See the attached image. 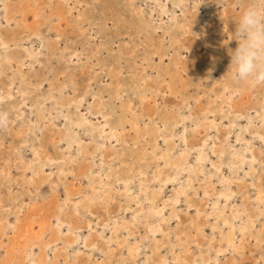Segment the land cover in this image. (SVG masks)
<instances>
[{"label":"rangeland","instance_id":"374dc122","mask_svg":"<svg viewBox=\"0 0 264 264\" xmlns=\"http://www.w3.org/2000/svg\"><path fill=\"white\" fill-rule=\"evenodd\" d=\"M249 3L0 0V43L9 46L0 59L19 61L0 66V89L11 93L0 105V264H264L255 240L264 237V207L254 200L264 192V83L228 72ZM26 50L39 59L31 67ZM21 66L25 82L11 83ZM40 109L53 120L29 125ZM99 110L119 141L108 140V126L96 138L65 130L66 118L82 116L100 128ZM217 167L231 180L229 202L218 196ZM88 196L79 213L75 204ZM223 207L228 219L246 209L236 226L254 222L245 235L234 230L236 249L221 241Z\"/></svg>","mask_w":264,"mask_h":264},{"label":"bare ground","instance_id":"6f19581e","mask_svg":"<svg viewBox=\"0 0 264 264\" xmlns=\"http://www.w3.org/2000/svg\"><path fill=\"white\" fill-rule=\"evenodd\" d=\"M19 3L21 4V2L19 1ZM16 10V9H15ZM28 11H26V13H27ZM163 13H164V11H163ZM31 34H33V33H31ZM30 34V35H31ZM1 37V36H0ZM6 43H8V41H6L5 39H3L2 38V41H1V43H0V45L2 46H0V48L2 49L3 48V50H5L6 48H9V46L6 44ZM13 44V46L14 45H17L16 43H12ZM0 49V50H1ZM6 51V50H5ZM3 53H4V51H3ZM14 53V52H13ZM39 53H41V52H39ZM11 56V55H10ZM10 56L8 57V58H6L5 60H2V59H0V66H1V62L2 61H5V66H9V67H12L11 65H12V62L14 61V59L13 60H11L10 59ZM12 58V57H11ZM25 58H29V59H31L30 60V67L33 65V63L34 62H38L39 61V59L34 55V53L33 52H31V51H29V50H26V53H25ZM16 60V59H15ZM16 62L18 63L19 61H17L16 60ZM16 63V64H17ZM23 69V66H21V68H20V72H19V74H17L16 73V76L15 77H12V78H10L11 80H10V82L12 83L15 79H19L20 80V82H25V79H24V74L22 73V70ZM17 77V78H16ZM37 84V83H36ZM23 93H25L26 95L27 94H30L31 92H27V91H25V92H23ZM5 94V95H4ZM7 95V96H6ZM28 96V95H27ZM9 97H11V93H10V91H9V89H6V90H2V89H0V105H1V102H3L5 99H8ZM25 99H27L26 97L24 98V100ZM60 104V103H59ZM63 105H64V103H63ZM16 108V106L14 105V104H12V106H11V108H9L10 110H12V112H13V110ZM86 109H87V111H88V114H89V116L90 115H92L93 116V113H92V111H90V106H87L86 107ZM40 111V112H39ZM36 114H35V117H36V119L34 120V121H31V120H29V122H30V124H29V122H28V124L29 125H36V124H38L40 121H43V122H51L52 120H53V116H52V114L51 113H49V112H47V111H45V110H43V109H40ZM99 112V114H100V116L102 117V119L104 120L103 122V124L101 125H99L100 126V128L99 127H97V128H95V127H93V126H91L93 123H92V121L91 120H89V118L88 117H86V116H82V117H79V118H76V119H73V120H68L67 118H66V120H65V122H66V128H65V130L66 131H71V129H73V128H80V129H82V132L84 133V135L85 136H90V137H99L100 135H102V134H105V132H106V128H105V126H108L109 127V129H110V131H109V133H108V140L110 141V140H112V139H114L115 141H119V139H118V137H117V134H116V128L114 127V126H112V124H110L107 120H106V118H107V116H106V114H102L103 112H101V110H99L98 111ZM20 115L21 114H18V116L20 117ZM44 124V123H43ZM46 124V123H45ZM53 125V124H52ZM87 125V126H86ZM48 126V125H47ZM90 126V127H89ZM40 129V128H39ZM96 129H99V131H97ZM23 132V131H22ZM26 133V132H25ZM75 131H73V134L70 132L69 134H67L68 135V137H70L71 139H66L67 140V143H69V146H71L73 143H76V142H78V140H76V138L74 137L75 136ZM183 137V136H182ZM182 141H185L184 140V138L182 139ZM61 142V141H60ZM44 149L45 148H43V151H44ZM33 150H35V149H33ZM200 150V149H199ZM45 151H46V149H45ZM35 152V151H34ZM36 152H38V151H36ZM201 152V151H200ZM40 153V152H39ZM170 153V152H169ZM182 153V152H181ZM48 154V153H47ZM36 155V154H35ZM182 155V154H181ZM37 156V155H36ZM40 156V155H39ZM44 156V155H43ZM47 156V155H46ZM50 156V155H49ZM55 156V155H54ZM186 157V156H185ZM185 157H183L182 159H180L178 162H174L173 163V167H175L176 169H179V168H181V166H183V164H184V162H185V160L187 159V158H185ZM37 158V157H36ZM40 158V157H39ZM47 158H48V156H47ZM205 159H207L206 158V156H204V155H200V156H198V160L199 161H203V160H205ZM237 159V158H236ZM35 160V159H34ZM51 160H53L52 159V156H51ZM243 160V159H242ZM242 160L240 161V162H242ZM247 160V159H246ZM251 160H252V158H251ZM253 160H254V158H253ZM252 160V161H253ZM245 161V160H244ZM250 161V160H249ZM255 161V160H254ZM34 162V161H33ZM166 162V161H165ZM171 162V161H170ZM180 162V163H179ZM238 162H239V160H238ZM66 163V162H65ZM234 163H235V161L233 162V164L232 165H230L231 167H233L234 166ZM248 163V162H247ZM166 164V163H165ZM26 165V164H25ZM28 165V167H30V168H32V164H27ZM167 165V164H166ZM251 165H253V164H251ZM251 165H250V167H251ZM37 166V165H36ZM169 167V166H168ZM249 167V166H248ZM249 167V168H250ZM191 168V167H190ZM158 170V169H157ZM175 170V169H174ZM216 170L218 171V173H216L217 174V176H218V183L219 184H221V186H222V188H223V190H221L219 193H218V196L220 195V196H223L224 198H225V201L226 202H229L231 199H232V197H233V191L231 190V180H229L227 177H225V176H223V174H222V169L221 168H219V167H217L216 168ZM181 171V170H180ZM182 171H185V169H183ZM187 171H188V169H187ZM31 172V171H30ZM175 172V171H174ZM214 172V171H213ZM140 173V172H139ZM212 174H214L215 175V173H212ZM166 175H168V174H166ZM36 176H37V174H36ZM41 177V176H40ZM173 178V177H172ZM42 179V178H41ZM45 180H46V177L44 178ZM44 179H42V180H44ZM44 180V181H45ZM155 180V179H154ZM170 181H173V179H171V177H164L163 179H161L160 181H159V190L163 187V185L164 184H166V183H168V182H170ZM128 182L129 183H131V179H125L124 180V185H125V189H128ZM191 180H185V181H183L181 184H182V186H183V188H182V190H181V192H179V193H182V194H185L186 193V191L190 188V186H191ZM28 183V182H27ZM43 183V182H42ZM29 186V185H28ZM102 187V186H101ZM101 187H99V189L101 188ZM69 188V187H68ZM70 189V188H69ZM184 192V193H183ZM204 193H208V191L206 190V189H204ZM264 192L262 191V190H258L257 192H256V197H255V199L254 200H257V202L259 203V204H261L262 205V208L264 207ZM95 199V197H84L83 198V200H81V203H80V201H78L76 204H75V207H76V209H77V211L80 213L81 211H80V207H82V209H83V211L85 212L88 208H89V205H88V203L89 202H91L92 200H94ZM153 201V200H152ZM173 201L176 203L177 201H178V198L177 197H175V198H173ZM50 203V202H49ZM93 203V202H92ZM227 204V203H226ZM224 207H226V206H224ZM224 207L223 208H221L220 209V211H219V217L221 218V219H218V220H220L221 221V223L223 224V225H226L227 227H228V229H229V231H228V233H226L223 237H222V239H221V241H223L224 243H225V245H226V247L227 248H234V249H236L237 248V245H236V243H235V241H234V236H235V232H234V230L237 228V230L240 232V233H242V235H245L246 233H248L249 231H250V229L249 228H253L252 226H254V222H253V220L251 219V217H249V219H246V221L244 222L243 221V223L241 222L239 225H235V223H234V220H237V221H239V220H242L243 218V216L245 215L244 214V212L246 211V209L245 208H242V209H235L234 211H233V214H231L232 215V217H233V219H228L227 217H221V214H223L224 212H225V209H224ZM259 209H260V207H259ZM151 211H152V215H160L161 214V212H162V209L160 208V209H155L153 206L151 207V209H150ZM54 211V210H53ZM32 213V212H31ZM247 215V214H246ZM58 216V215H57ZM238 218V219H237ZM16 222V221H15ZM114 224H115V222H113ZM61 225H62V221L59 219V218H57V221H56V227H61ZM0 226H1V223H0ZM2 226H4V224H2ZM12 226V225H11ZM72 226V225H71ZM70 226V227H71ZM13 227V226H12ZM23 227V226H22ZM160 227V226H159ZM77 228H78V225H77ZM72 230L73 229H75V228H71ZM115 229H116V227H115ZM68 230H69V228H68ZM160 229L159 228H155V229H151V232H153V233H155V232H158ZM19 231V230H18ZM60 231V229H58V232ZM29 233V230H27L26 231V233ZM44 234V233H43ZM56 235H58V234H56ZM11 238V237H10ZM58 238V237H57ZM68 238V240H66V245L67 246H71V248L73 249V253H75V251H76V247L75 246H72L73 245V238H71V237H67ZM81 239H83V240H85V237H83V236H81L80 237ZM9 239V238H8ZM1 240V239H0ZM255 240L256 241H258V242H260V243H262V242H264V237H261L260 239L259 238H257V237H255ZM14 241V240H13ZM17 243H19V241H17V239H15V241L14 242H12V245H11V248L12 249H14L15 248V245L17 244ZM90 247H92V251H95L96 249L94 248L95 246H94V243L93 244H91L90 245ZM241 247V246H240ZM28 248V247H27ZM223 249L224 248H221L220 250H218L219 252H221V251H223ZM136 251H137V249L136 248H131V249H129V254L131 255V256H135L137 253H136ZM239 251V250H238ZM19 254V253H18ZM46 257V256H45ZM48 257V256H47ZM27 258V257H26ZM29 264H43V262H40V260H38V259H34V258H32L30 261H29Z\"/></svg>","mask_w":264,"mask_h":264},{"label":"clouds","instance_id":"9594fccd","mask_svg":"<svg viewBox=\"0 0 264 264\" xmlns=\"http://www.w3.org/2000/svg\"><path fill=\"white\" fill-rule=\"evenodd\" d=\"M235 36L238 45L230 53L228 68L232 79L242 83H264V3L251 0L236 24Z\"/></svg>","mask_w":264,"mask_h":264}]
</instances>
